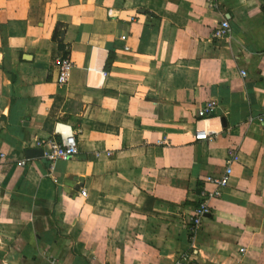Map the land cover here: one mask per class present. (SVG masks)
Returning a JSON list of instances; mask_svg holds the SVG:
<instances>
[{
  "label": "crops",
  "instance_id": "0c3cea01",
  "mask_svg": "<svg viewBox=\"0 0 264 264\" xmlns=\"http://www.w3.org/2000/svg\"><path fill=\"white\" fill-rule=\"evenodd\" d=\"M261 116L264 0H0V264H264ZM73 131L72 159L29 156ZM230 149L231 181L192 234Z\"/></svg>",
  "mask_w": 264,
  "mask_h": 264
},
{
  "label": "built area",
  "instance_id": "2783aa9c",
  "mask_svg": "<svg viewBox=\"0 0 264 264\" xmlns=\"http://www.w3.org/2000/svg\"><path fill=\"white\" fill-rule=\"evenodd\" d=\"M232 33V26L228 19L222 20L213 32V38L216 40H222L229 37ZM126 39V36L122 37ZM54 63L59 69L58 83L60 85L66 84L69 79L70 72L74 66L72 59L64 54H59L54 58ZM242 74L246 76L243 71ZM219 102L215 99L207 101L199 110L198 116L201 119H208L214 117L219 109ZM260 122L264 121V117L258 118ZM250 122L254 119L250 118ZM78 131H73L67 135H53L46 139H40L37 141L38 147L43 149L44 157L51 163L53 169L57 160L68 161L78 154ZM219 134L217 131L210 130H196L195 138L197 140H209L216 137ZM110 155L111 152H108ZM99 155V153H98ZM6 160V154L0 152V164ZM239 160V153L234 149H230L228 153L227 163L224 171L218 176H208L205 179L204 186L198 192L197 204L193 208L190 215V230L192 234H197L203 226L204 220L211 213V201L219 199L223 196L226 187L229 185L233 176L234 164ZM27 160L19 162V165H26ZM211 185V188H209ZM82 195L86 196L87 191L82 190ZM194 236V235H193ZM241 252H246V248L243 247ZM185 259L188 258L186 255Z\"/></svg>",
  "mask_w": 264,
  "mask_h": 264
},
{
  "label": "water",
  "instance_id": "95a60500",
  "mask_svg": "<svg viewBox=\"0 0 264 264\" xmlns=\"http://www.w3.org/2000/svg\"><path fill=\"white\" fill-rule=\"evenodd\" d=\"M223 125H226V120L222 119ZM34 155H43V149L42 148H36V149H31L29 150V156H34Z\"/></svg>",
  "mask_w": 264,
  "mask_h": 264
},
{
  "label": "trees",
  "instance_id": "16d2710c",
  "mask_svg": "<svg viewBox=\"0 0 264 264\" xmlns=\"http://www.w3.org/2000/svg\"><path fill=\"white\" fill-rule=\"evenodd\" d=\"M60 49H62L66 54L65 46L62 43H60Z\"/></svg>",
  "mask_w": 264,
  "mask_h": 264
}]
</instances>
